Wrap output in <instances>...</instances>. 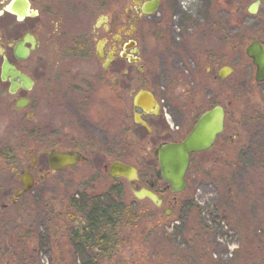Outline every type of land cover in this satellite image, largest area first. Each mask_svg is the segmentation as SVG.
<instances>
[{"label":"rangeland","instance_id":"rangeland-1","mask_svg":"<svg viewBox=\"0 0 264 264\" xmlns=\"http://www.w3.org/2000/svg\"><path fill=\"white\" fill-rule=\"evenodd\" d=\"M8 1L2 3L0 0V15ZM252 3L253 0H161L157 15L143 27L144 38L140 49L144 52L141 62L147 68L144 77L148 79L147 88L157 95V101L163 108L162 114L165 116H160V120L166 133H161L158 127L160 138L152 137L151 146L147 147L140 143V138L144 136H135L128 131L127 155L122 161L138 163L142 180L132 190L146 187L144 180L154 177L157 164L153 162L152 150L160 143H170L174 136L168 133L176 132L179 124L181 129H188L192 119L205 112L207 106L218 105L227 113L231 112L227 124L230 128H237L240 143L239 153L233 152L231 146H225L218 149L214 156L192 157L186 173V189L176 196L177 204L173 208L168 189L163 194L159 213L148 202H133L135 199L131 190L126 187V203H135L139 209L153 214L149 218L153 217L154 222L141 224V228L147 227L144 237L156 226L152 234L159 232L158 245L164 247L171 264H196L194 260L199 264H209L208 258H204L205 253L211 264H264V127L259 126L264 125V102L260 103L256 120H253L251 111L254 98L250 94L252 85L244 55V49L255 33L257 37H263L264 30L260 10L253 16L247 13ZM14 26L21 27L11 17L0 16L3 32L13 33ZM19 66L25 74L40 78L41 72L34 70L31 61L21 62ZM53 67L47 65V69ZM223 68H229L232 72L224 80H212V76ZM71 69L81 87L86 86L90 90V121L98 130L102 112L108 117L107 120L118 114V102H115L113 95L107 97L115 92L112 87L116 78L114 70L101 73L102 68L97 61L90 65L80 63ZM128 71L132 73L133 69L128 66ZM101 76L105 82L109 81V86L101 87ZM140 89L138 85L128 98V106ZM32 96L35 98L39 95L33 91ZM14 100L2 98L0 101V154L12 144H15L19 155L32 148L18 142L17 135L22 126H17V130L9 125L13 121L9 112ZM104 101L105 111L102 110ZM45 116V113L37 112L32 123L47 128L48 132L55 131L57 123L44 119ZM111 125V131L118 130V123L114 125L112 121ZM80 129L78 124L71 123L68 134L78 136L88 131ZM88 132L94 138L93 146H83L89 150L88 153L94 149L107 154L91 157L85 163L48 175L28 193L21 211L6 210V220L3 219L5 230L14 235L16 230L22 228L29 230V235L24 241L25 249L16 247L17 250H14L11 242L4 241L1 234L2 259L7 261L11 255L18 254V257L25 256L24 264H79L81 253L73 255L68 238L69 225L65 214L69 213L70 203L73 205L79 200L76 203L79 207L82 200L85 204V198L90 197L93 191L99 190L97 195L100 196L103 194L102 188L124 183L122 180H108L103 169V166L114 162V158L108 159V152L115 147L110 148L96 133ZM11 139L14 140L12 143ZM0 175L1 186L8 185L12 174L4 162H1ZM157 188L164 191L166 184L161 183ZM229 198L233 203L232 213L230 209L227 212L230 226L215 214L217 203L224 206ZM187 200L195 203L193 214L190 213L187 219L189 229L181 225L179 211L180 204ZM233 222L235 226L232 227ZM160 226H164L162 231ZM138 238L131 235L128 239L131 242L117 249L110 264H131L132 256L135 263L137 260L146 262L148 254L154 252L149 247L145 248L143 243L141 246L142 240ZM15 241L16 235L12 242ZM178 251L182 252L180 256L176 254ZM195 254L194 260L185 258ZM158 255H161L160 252ZM0 264H5V261L0 259ZM9 264L19 263L15 261Z\"/></svg>","mask_w":264,"mask_h":264},{"label":"flooded vegetation","instance_id":"flooded-vegetation-1","mask_svg":"<svg viewBox=\"0 0 264 264\" xmlns=\"http://www.w3.org/2000/svg\"><path fill=\"white\" fill-rule=\"evenodd\" d=\"M4 1L6 0H2V3ZM15 1L9 0L8 4ZM25 1L28 3V10L27 16L24 19L18 20L16 16L9 14L5 10L0 15L11 17L15 24L21 25L19 28L14 26L13 33H8V31L5 33L0 28V101L2 98L15 99L10 107L12 110L9 113L12 115L11 119L13 121L9 125L12 129L17 130L21 125L22 129L17 135L19 138L18 142L21 145L27 144L32 147L26 153L19 155L15 144H12L0 154V166L1 162L6 163L12 174L8 185L1 186L0 180V237L3 234L4 241L9 240L14 250H17L16 247L25 249L26 244L24 241L27 235H29V230L24 231L22 228H19L14 235L5 230L6 210L21 211L27 200L28 193L34 189L38 181L45 179L48 175L65 171L75 166L73 165L61 170H52L48 165L49 155L78 153L84 158L82 163H85L91 157L97 158L98 156L107 154V152H103V154L94 149L91 150V153H88L89 150L83 147L93 146L94 144V138L88 131L96 133L100 139L108 143L110 148L115 147L114 150L111 151L110 149V152H108V159L112 157L115 159L114 162L133 166L137 172V179L136 181L129 182L124 178H111L107 172V166H103L108 180H122L124 183L117 184L115 187H109L108 189L102 188L103 194L100 196L97 195L99 190H95L90 197L85 198V204L82 200L80 205L87 206L93 200L102 202L103 200H107L111 194L116 202L125 206L127 205L125 200L126 187L131 190L142 182L138 163L134 164L122 161L127 155L128 131L131 134L134 133L133 135L135 136H144V138H140V143H143L147 147L151 146L152 137L160 138L157 131L158 127H160L159 131L161 133H166L160 120V116L164 115L162 114L163 108L157 101V95L147 88L148 79L144 77L147 74V68L141 62L144 52L140 49V43L144 38L143 27L146 24H150L153 17L157 15L161 0H157L158 4L150 15L145 14V6L153 0ZM254 3L258 4L256 12L253 15H256L257 11L260 10L259 14L263 15L261 23H263L264 30V0H253L252 4ZM24 38H27L28 41L24 46L29 50V54L25 60H18L14 55V47L17 43L23 41ZM252 41H256L259 47H261L264 44V35L263 37H257L255 33L254 38L250 42ZM128 56L134 62H130ZM27 60L31 61V65L34 66L35 71L41 72L39 79L38 77L33 78L29 76L21 70L20 63ZM94 61L100 64L102 68L101 73H106L111 69L114 70L116 78L113 80L112 87H114L115 92L113 94L108 92L110 95L107 97L113 95L115 102L119 104L118 114L110 117L113 119L107 120L108 117L106 118V114L102 112L103 114L99 118L100 128L98 130H95V126L90 121L89 106L92 102L90 90L86 86L81 87L71 69L72 66L79 65L80 63L90 65ZM5 63L13 71L19 72L31 81L32 86L29 90L22 89L20 83L15 93L10 92L11 77L8 76L6 80H1V72ZM47 65H54V67L47 69ZM128 66L133 69L132 73L128 71ZM10 72L11 69H8V73ZM247 72L252 85V93L250 94H253L254 98L251 118L256 120L255 117L257 110L260 109V103L264 102V81H255L257 69L251 58L247 59ZM100 79L101 82L99 84L101 87L103 85L109 86V81L105 82L102 76ZM212 80H221L218 77V73L212 76ZM16 81L14 79L13 83ZM37 85L39 86L37 87ZM138 85L141 87L140 90H147L153 95L159 108L157 116L145 113L134 107L133 98L140 90L131 98L130 106H128V98L132 96ZM33 91L39 96L34 98L32 96ZM21 99L25 101L24 107L16 108L17 102ZM103 103L102 110L105 111V101ZM216 106L218 105L207 106L205 112ZM222 110L224 122L221 134L217 136L213 146L209 150L192 155L191 158L198 155L214 156L218 149L225 146H231L233 152L239 153L240 143L238 140L239 135L237 136V128L234 126L230 128L227 124L231 112L227 113L224 108ZM37 112L45 113L44 119L55 121L58 125L57 129L48 132L47 128H40V126L32 123V120H35L37 117ZM205 112L193 118L188 129H181L179 124L176 132L168 133L174 136L171 143L181 142L191 131L199 117ZM135 114L140 115L141 121L150 128V131H147L145 127L135 122ZM112 121L114 125L118 123V130L111 131V127L113 126L111 125ZM71 123L78 124L81 128L80 130H88L87 133L79 134L78 136L69 135L68 128ZM259 126L264 127V125ZM12 141L14 140L11 139V143ZM155 148L151 153L154 163L156 162V158L153 155ZM146 155L149 154L147 153ZM156 170L152 179L144 180L146 188H149L148 183L155 178ZM25 176L31 178L32 182L31 189L28 192H23L22 187V178ZM161 183L164 182L158 181L150 188V191L161 200L158 210L162 207L163 194L167 189L170 193L167 185L164 191L157 188ZM18 192H21V194L18 195ZM171 196V207L173 208L177 201L174 195L171 194ZM78 201H75L73 205L70 203L68 207L69 213H66V216L72 214L81 217V206L78 207L76 205ZM159 212L161 211L159 210ZM68 225L70 227L69 222ZM78 232L77 229L76 233ZM15 235L17 236V241L13 243ZM72 248L73 255L82 252L78 247ZM72 253L70 252L71 256ZM110 261L105 264H110ZM79 264H81L80 261Z\"/></svg>","mask_w":264,"mask_h":264},{"label":"water","instance_id":"water-1","mask_svg":"<svg viewBox=\"0 0 264 264\" xmlns=\"http://www.w3.org/2000/svg\"><path fill=\"white\" fill-rule=\"evenodd\" d=\"M258 3L250 5L247 9V13L250 15L255 14ZM157 5V0H154L147 6H145V14L152 13V10ZM28 3L25 0H16L9 4L5 11L11 15L17 17L18 20H22L27 16ZM28 42L27 38L16 44L14 47V55L18 60H25L28 57L29 50L25 48V43ZM245 56L253 60L256 66V82L264 81V44L259 47L256 41H252L249 46L245 48ZM130 62H134L130 56H128ZM137 61V60H136ZM8 69L11 72L8 73ZM230 69L224 68L218 73L220 79H224L229 73ZM10 76L11 86L10 92L14 93L19 84L24 90H29L32 86L31 81L19 72L13 71L7 63L1 72V80H6ZM17 81L13 83V80ZM25 101L23 99L17 102L16 108L24 107ZM133 105L135 108L142 110L145 113H151L158 115L159 108L153 95L147 90H140L133 98ZM135 122L145 127L147 131L150 128L141 121L140 115L135 114ZM224 115L223 110L220 107H214L213 109L203 113L185 139L179 143H162L158 145L154 150V156L157 161L158 169L155 172V178L148 183V187L152 188L153 184L160 181L167 184L172 195L181 193L186 186L185 174L190 162V155L208 150L214 143L215 138L222 132ZM83 157L78 153L70 154H52L48 157V165L52 170H60L66 166H71L83 161ZM108 174L112 178H125L127 181L136 180V170L129 166L119 162H113L109 165ZM31 178L25 176L22 178L23 192H28L31 189ZM134 197L138 200L147 199L153 203L156 207H159L161 200L150 190L142 188L139 191H132ZM21 192H18L20 195ZM169 215V214H167Z\"/></svg>","mask_w":264,"mask_h":264},{"label":"trees","instance_id":"trees-1","mask_svg":"<svg viewBox=\"0 0 264 264\" xmlns=\"http://www.w3.org/2000/svg\"><path fill=\"white\" fill-rule=\"evenodd\" d=\"M111 193L113 192L111 191ZM184 202L180 204L179 208L181 215L180 221L185 229H189L187 219L189 214L195 209V203L192 200H187L184 206ZM137 203L140 202L138 201ZM219 205L220 206H218L217 203L215 207L217 218L225 220L230 226L227 220L229 218L227 217V212L228 209L231 210L229 211L230 213L233 211V203H231V199L229 198L225 205L223 204L224 206H222L220 202ZM138 206L139 205H136L135 203L127 204L125 206L120 205L110 194L109 198L102 202L93 200L87 206L82 205L80 209L81 217L72 214L67 215V220L70 224L69 228L71 230L68 234L70 244L71 247H78L82 251L80 258L81 264H105L106 262H109L115 256L114 253L119 247L123 245L125 247L128 242H131L128 241L131 235H134L135 239L138 237L141 238L142 241L140 245L142 246L143 243L145 248L149 247L150 251L154 252L148 254L149 257L146 262L144 260H137V263H135V257L132 256L130 259L131 264H149L150 262V264H171L168 255L164 251V247L158 245L159 240L157 237L159 232L156 235L152 234L155 232L156 226L148 231L144 237V232L147 227L144 226L141 228V224L143 225L144 223L146 225L147 222H154L155 219L153 217L149 218V216H152L153 214H150L149 211L139 209ZM155 210L159 212L157 208H155ZM231 226H235L234 222ZM163 227L164 226H160L161 231L163 230ZM77 229L79 231L78 233H76ZM199 235L202 237L203 234L200 233ZM150 237L151 239L147 241ZM158 252H160L161 255H158ZM180 253L182 252L178 251L176 254L179 255ZM196 256L197 254L188 255L185 256V258L194 260L193 257ZM206 257L208 258V263L211 264L209 262L210 259L208 254L205 253L204 258L206 259ZM24 258V255L20 257H18V255H11L6 261V259L0 257L1 260L5 261V264L14 263L15 261H18L19 264H24ZM199 260L201 262L202 259L200 258ZM194 262L199 264L195 260Z\"/></svg>","mask_w":264,"mask_h":264}]
</instances>
